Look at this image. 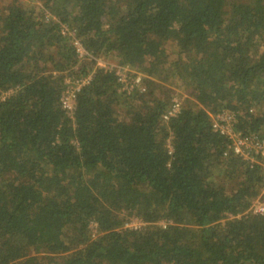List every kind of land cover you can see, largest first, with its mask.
<instances>
[{"label":"trees","instance_id":"16d2710c","mask_svg":"<svg viewBox=\"0 0 264 264\" xmlns=\"http://www.w3.org/2000/svg\"><path fill=\"white\" fill-rule=\"evenodd\" d=\"M226 110L261 136L264 0H2L0 264H264V162Z\"/></svg>","mask_w":264,"mask_h":264},{"label":"built area","instance_id":"2783aa9c","mask_svg":"<svg viewBox=\"0 0 264 264\" xmlns=\"http://www.w3.org/2000/svg\"><path fill=\"white\" fill-rule=\"evenodd\" d=\"M76 51L79 56H83L86 53L85 46L80 38H75L73 40ZM100 65H105L101 59H98ZM119 80L125 85H134L131 79H127L126 73L124 71L118 70ZM91 79V75L83 78H71L67 77L65 82L67 84L63 96L61 98L62 106L66 110H72L75 107L77 95ZM135 82L141 81V76L137 75L134 79ZM174 104L169 109V112L166 113L165 117L168 118L169 115L175 114L179 110V101L177 98H174ZM213 122L212 125L214 129L218 130L221 134L225 135L230 139L231 143L229 147L235 152L241 153L244 157L251 159L252 161L264 162V130L259 131V134H251L247 136L240 135L236 128L235 124L237 123L236 112L234 111H222L216 113L212 116ZM256 156L261 157L262 159ZM253 212H264V188L259 195V198L255 200L252 207ZM140 221L137 219H132L129 222V225L137 226Z\"/></svg>","mask_w":264,"mask_h":264},{"label":"rangeland","instance_id":"374dc122","mask_svg":"<svg viewBox=\"0 0 264 264\" xmlns=\"http://www.w3.org/2000/svg\"><path fill=\"white\" fill-rule=\"evenodd\" d=\"M2 0H0V2H1ZM172 51V49H170L169 50V52H171ZM105 65H107V66H109V67H111V66H113V65H117V63H116V61H115V59L114 58H108V59H106L105 60ZM167 82H169V81H167ZM185 93L186 94H184V95H187L188 94V90H185Z\"/></svg>","mask_w":264,"mask_h":264}]
</instances>
